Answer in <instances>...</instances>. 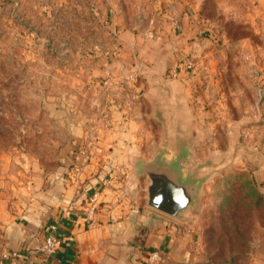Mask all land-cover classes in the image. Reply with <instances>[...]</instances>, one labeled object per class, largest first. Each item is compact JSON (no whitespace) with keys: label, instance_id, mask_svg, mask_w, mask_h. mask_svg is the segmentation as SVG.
<instances>
[{"label":"rangeland","instance_id":"374dc122","mask_svg":"<svg viewBox=\"0 0 264 264\" xmlns=\"http://www.w3.org/2000/svg\"><path fill=\"white\" fill-rule=\"evenodd\" d=\"M171 47V94L148 95L135 65ZM99 127L141 162L192 158L182 254L159 264H264V0H0V156L68 174Z\"/></svg>","mask_w":264,"mask_h":264},{"label":"crops","instance_id":"0c3cea01","mask_svg":"<svg viewBox=\"0 0 264 264\" xmlns=\"http://www.w3.org/2000/svg\"><path fill=\"white\" fill-rule=\"evenodd\" d=\"M176 56L178 50L169 48V61L157 71L135 65L145 93L153 88L170 96L172 89L164 87L168 78L177 77ZM174 119L184 125L183 119ZM75 137L83 144L68 174L63 165L46 170L22 151L0 156V264H146L152 250L166 262L179 260L184 212L175 218L148 205L149 182L136 168L142 159L139 148L110 143L108 128L82 129ZM95 192L99 208L91 223L84 208ZM53 225L58 246L47 256L40 249Z\"/></svg>","mask_w":264,"mask_h":264},{"label":"water","instance_id":"95a60500","mask_svg":"<svg viewBox=\"0 0 264 264\" xmlns=\"http://www.w3.org/2000/svg\"><path fill=\"white\" fill-rule=\"evenodd\" d=\"M177 155L165 156L159 152L153 160L136 165L140 174L146 173L150 178L148 205L175 218H179L193 204L199 189L195 177L185 178L187 170L184 162L188 161V154Z\"/></svg>","mask_w":264,"mask_h":264},{"label":"built area","instance_id":"2783aa9c","mask_svg":"<svg viewBox=\"0 0 264 264\" xmlns=\"http://www.w3.org/2000/svg\"><path fill=\"white\" fill-rule=\"evenodd\" d=\"M98 208H99L98 193L95 192L88 197L86 207L84 208V211L91 223L94 221V216L97 213ZM57 246H58L57 226L53 225L51 226L49 233L46 235L40 250L43 254L49 256L55 252ZM10 255L17 256L18 254L16 252H13ZM10 255L8 256V254H6L4 256L5 259L8 260ZM161 260H163L161 254L157 250H152L149 253V258L146 264H159Z\"/></svg>","mask_w":264,"mask_h":264}]
</instances>
